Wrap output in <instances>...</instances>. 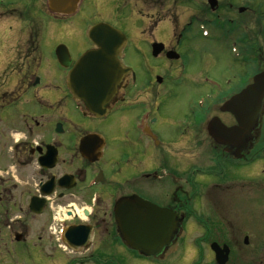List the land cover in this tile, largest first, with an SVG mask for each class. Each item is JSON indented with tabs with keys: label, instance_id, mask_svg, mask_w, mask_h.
<instances>
[{
	"label": "flooded vegetation",
	"instance_id": "flooded-vegetation-1",
	"mask_svg": "<svg viewBox=\"0 0 264 264\" xmlns=\"http://www.w3.org/2000/svg\"><path fill=\"white\" fill-rule=\"evenodd\" d=\"M82 2L57 0L54 9L49 0H0V48L22 50L20 59L49 45L58 19L74 16ZM144 5L106 0L101 7L98 22L125 36L117 57L126 72L96 112L67 84L78 58L96 47L90 40L76 58L55 42L56 66L51 62L42 75L35 62L16 66L24 74L11 64L0 74L5 257L34 251L42 264H157L175 242L187 252L183 239L194 225L201 234L189 264H220L212 243L227 250L223 264H264V93L252 128L235 116L249 108L236 97L264 73V0ZM186 42L202 49L204 61L210 50L226 65L213 74L210 60L194 69ZM185 84L191 90L177 119L162 102L179 97ZM186 146L199 153L190 167ZM135 196L167 211L170 224L178 220L158 256L131 249L121 233L116 207L122 200L135 205ZM249 237L259 241L257 249L241 247Z\"/></svg>",
	"mask_w": 264,
	"mask_h": 264
},
{
	"label": "water",
	"instance_id": "water-1",
	"mask_svg": "<svg viewBox=\"0 0 264 264\" xmlns=\"http://www.w3.org/2000/svg\"><path fill=\"white\" fill-rule=\"evenodd\" d=\"M49 2L54 9H57V0H49ZM88 37L96 47L87 50L78 58L68 74L67 81L73 95L90 106L91 111L96 112L97 107L112 98L117 84L126 72L117 57L124 45L125 37L117 29L102 22L89 29ZM62 49L63 54L60 52L61 47L57 49V54L59 53V61L66 66L67 54L65 48L62 47ZM263 93L264 73H261L241 95L236 97L244 99L249 107L244 114L235 113L241 126L252 128ZM209 130L212 132L211 125ZM133 201L135 205H131L129 200H122L115 210L125 242L144 256H158L163 249L171 245L178 220L170 224L169 213L164 209L137 196ZM70 240L73 241V239ZM211 248L216 253L217 261L223 264L227 257V250L220 248L216 243H212Z\"/></svg>",
	"mask_w": 264,
	"mask_h": 264
},
{
	"label": "rangeland",
	"instance_id": "rangeland-1",
	"mask_svg": "<svg viewBox=\"0 0 264 264\" xmlns=\"http://www.w3.org/2000/svg\"><path fill=\"white\" fill-rule=\"evenodd\" d=\"M144 6L146 9L151 7H159L162 5V0H143ZM128 2L133 3V0H128ZM106 0H83L80 10L78 13H76L72 17H68L67 20H59V24L57 26V29L53 32L52 40L49 43V45L46 46L44 44L41 48L36 50L33 53L25 54L20 59L17 58L20 52H23L22 50L18 52V50L6 47V48H0V74L6 71V68L8 64H11V66L15 67V72L19 74H24L25 72L22 71L23 68L20 70L19 67H16L17 65H22L26 63H37L39 65V69L36 73L42 75L46 70L47 67H49L50 63L53 62L56 66L55 56H54V43L59 42L65 45V47L68 49V52L70 53V56L72 58H76L78 53L81 52V49H86L89 45V39L87 37V30L91 26V24H96L99 21V17L102 16L101 7H105ZM178 11V10H177ZM104 16V15H103ZM179 18L182 16V13L178 11ZM178 18V19H179ZM216 45V44H212ZM186 51L189 56V59L193 61L194 63L193 68L199 69V67H203V64L207 61H213L214 67L211 69H207V71L210 74L213 73H220V71L224 68L226 65L225 62L221 63L220 61L217 62V60L212 57L210 54H212V51L209 50V59H206L205 61L203 58V51L202 49L200 51L193 50L188 43L186 42ZM16 52L17 55H16ZM195 64V65H194ZM217 70V71H216ZM44 76H42V82L41 87L44 86ZM39 86V87H40ZM179 89L182 90L179 97H166L162 102V109L164 112L168 113L172 117H177L179 119L181 115L184 113V109L182 107V104L185 102V98L183 95H188L187 92L191 90V87H189L188 84L183 85L182 87H179ZM166 130V129H163ZM186 153V163L187 167H190L192 163L195 164L197 160L199 159L198 151L195 149L194 146H186L185 149ZM205 153V152H204ZM256 227V226H255ZM197 228V226L191 225L190 231L188 232V235H186L183 239L182 245H184L187 252L179 251L178 245L175 242L167 251L165 257H160L155 260H160L157 264H189L188 256L189 254H195L194 248L197 243V238H199V235L201 234L200 231H194ZM249 244L248 246H244L243 243H241V247L247 250L257 249L258 246V240H254V238L249 237L248 238ZM194 245V246H193ZM203 244L201 247L202 249H206ZM244 246V247H243ZM4 247L3 242H0V264H42V262L39 261V259H34V251L32 252H23L24 254H13L10 256L4 255ZM12 248V247H10ZM91 251V250H90ZM125 251V250H124ZM89 253V252H88ZM76 255V254H75ZM82 255V254H81ZM165 255V253H164ZM175 256L177 257L176 259ZM179 256V257H178ZM10 258V259H8ZM163 258V259H162ZM40 263H38L37 261ZM50 263L51 261L48 260ZM48 262V263H49ZM139 259H136L134 263H139ZM47 263V264H48ZM133 263V261H131ZM142 264H145L142 262Z\"/></svg>",
	"mask_w": 264,
	"mask_h": 264
}]
</instances>
